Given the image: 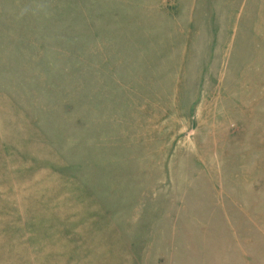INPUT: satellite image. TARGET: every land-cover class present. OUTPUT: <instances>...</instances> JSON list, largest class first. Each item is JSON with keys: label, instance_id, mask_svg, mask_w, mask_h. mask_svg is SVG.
I'll return each instance as SVG.
<instances>
[{"label": "rangeland", "instance_id": "1", "mask_svg": "<svg viewBox=\"0 0 264 264\" xmlns=\"http://www.w3.org/2000/svg\"><path fill=\"white\" fill-rule=\"evenodd\" d=\"M0 264H264V0H0Z\"/></svg>", "mask_w": 264, "mask_h": 264}]
</instances>
